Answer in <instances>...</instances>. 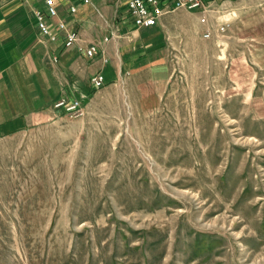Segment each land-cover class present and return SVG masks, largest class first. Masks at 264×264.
Listing matches in <instances>:
<instances>
[{"label": "rangeland", "instance_id": "374dc122", "mask_svg": "<svg viewBox=\"0 0 264 264\" xmlns=\"http://www.w3.org/2000/svg\"><path fill=\"white\" fill-rule=\"evenodd\" d=\"M114 17L84 113L0 135V264H264V0L140 29L162 79Z\"/></svg>", "mask_w": 264, "mask_h": 264}, {"label": "crops", "instance_id": "0c3cea01", "mask_svg": "<svg viewBox=\"0 0 264 264\" xmlns=\"http://www.w3.org/2000/svg\"><path fill=\"white\" fill-rule=\"evenodd\" d=\"M58 1L61 17L68 14L65 4L77 5V13L70 14L69 22L79 31L85 47L102 40L105 28L114 22V0H94V5L81 0ZM40 5L42 0H0V135L26 129L35 118L53 110L61 97L83 101L91 96L90 92L97 90L91 78L97 73L104 75L105 83L121 74L116 65H105L111 63L107 54L114 48L112 39L102 42L98 54L89 58L77 44L66 47L43 36L35 14ZM131 29L136 39L142 38L141 28ZM149 36H143L146 43L139 40L137 54L127 64L131 70L150 65L154 77L162 79L169 68L150 58L156 53L149 47ZM54 54L58 62L53 61Z\"/></svg>", "mask_w": 264, "mask_h": 264}, {"label": "built area", "instance_id": "2783aa9c", "mask_svg": "<svg viewBox=\"0 0 264 264\" xmlns=\"http://www.w3.org/2000/svg\"><path fill=\"white\" fill-rule=\"evenodd\" d=\"M28 1V0H27ZM230 0H114L115 9L118 11L124 8L137 28L153 27L157 25L163 15L185 8L188 10H200L203 13L209 11L213 6ZM85 5L96 4L94 0H81ZM67 5L70 14L77 13L78 7L73 4ZM60 1L42 0V5L35 8L37 23L40 33L47 36L53 42H60V45L72 47L79 45L89 58L98 54L102 42H108L110 38L105 36L102 40L90 43L86 47L81 44V36L76 28L72 27L69 21L60 16ZM223 28V27H222ZM92 87L99 89L105 85L104 75L97 73L91 78ZM55 108L63 109L74 117L81 116L83 112L82 102L79 99L68 100L60 98L55 102Z\"/></svg>", "mask_w": 264, "mask_h": 264}, {"label": "trees", "instance_id": "16d2710c", "mask_svg": "<svg viewBox=\"0 0 264 264\" xmlns=\"http://www.w3.org/2000/svg\"><path fill=\"white\" fill-rule=\"evenodd\" d=\"M94 92H95V90L91 91V92H90V95L93 94Z\"/></svg>", "mask_w": 264, "mask_h": 264}]
</instances>
